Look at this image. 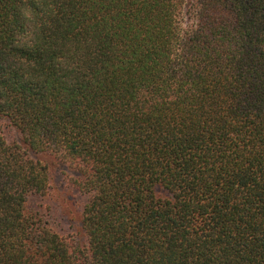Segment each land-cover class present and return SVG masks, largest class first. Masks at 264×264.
<instances>
[{"label": "trees", "instance_id": "trees-1", "mask_svg": "<svg viewBox=\"0 0 264 264\" xmlns=\"http://www.w3.org/2000/svg\"><path fill=\"white\" fill-rule=\"evenodd\" d=\"M0 264H264V0H0Z\"/></svg>", "mask_w": 264, "mask_h": 264}, {"label": "rangeland", "instance_id": "rangeland-1", "mask_svg": "<svg viewBox=\"0 0 264 264\" xmlns=\"http://www.w3.org/2000/svg\"><path fill=\"white\" fill-rule=\"evenodd\" d=\"M31 155L49 164L51 185L47 197L56 221L55 229L70 234L76 232L81 236L80 211L84 200L69 183L72 171L47 153H31Z\"/></svg>", "mask_w": 264, "mask_h": 264}]
</instances>
